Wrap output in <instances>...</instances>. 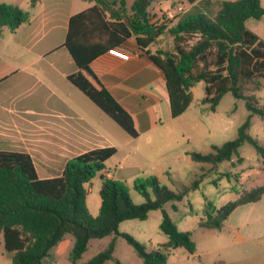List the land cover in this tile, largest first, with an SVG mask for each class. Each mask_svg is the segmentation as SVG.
<instances>
[{
  "label": "trees",
  "instance_id": "1",
  "mask_svg": "<svg viewBox=\"0 0 264 264\" xmlns=\"http://www.w3.org/2000/svg\"><path fill=\"white\" fill-rule=\"evenodd\" d=\"M39 1L31 0V5L34 7ZM84 1L95 2V6L70 19L64 46L78 71L68 80L129 136L138 138L133 118L109 93L90 63L107 48L120 47L134 35L144 51L166 27L150 24L148 9L154 0H134L129 9L126 0ZM184 1L194 6L169 29L172 49L145 54L163 73L173 119L190 107L191 89L200 82L205 87L202 103L208 104L213 112L228 93L244 100L250 114L239 127L236 138L212 146L206 154L191 152L192 161L208 169L202 166L200 178L178 193L162 185L155 176L136 179L133 188L144 200L140 204L134 203L125 183L100 175L101 205L96 216L90 213L87 204V184L105 169V162L117 152L115 148L81 154L66 163L59 177L51 179L38 177L29 154L0 152V234L12 264H44L53 249L57 255H63L70 247L68 235L74 239L72 263L82 258L91 240L109 236L111 240L106 248L85 264L109 261L122 264L115 257L118 238L134 249L143 264H167L175 249L194 254L196 244L192 233L180 231L164 205L172 202V210L177 211L175 202L197 190L206 175L221 163L239 156L238 151L245 143L254 147L264 163V146L249 134L253 115L264 120V104L256 96L264 88V41L246 26L250 19L264 18V7L260 0H223L220 8L213 11L209 9L210 0ZM31 17L18 6L0 3V38L4 27L15 32ZM189 37H196V42L189 45ZM263 195L264 185L244 191L238 199L218 209L208 205L206 218L199 227L221 230L236 208L257 202ZM156 210L162 212L160 229L167 236L166 243L148 250L130 234L120 232L121 223L145 221Z\"/></svg>",
  "mask_w": 264,
  "mask_h": 264
},
{
  "label": "crops",
  "instance_id": "2",
  "mask_svg": "<svg viewBox=\"0 0 264 264\" xmlns=\"http://www.w3.org/2000/svg\"><path fill=\"white\" fill-rule=\"evenodd\" d=\"M126 1L129 9L134 0ZM171 1H153L149 7L151 25L160 26L165 14L173 20L165 24L163 34L154 38L144 51L137 45L134 35L120 47H115L130 52L129 60L109 54L111 49L107 48L90 63L109 93L133 118L138 138L129 136L68 80L78 71L64 46L70 19L95 6V2L40 0L34 7L31 0L6 2L28 11L32 17L15 32L4 27L0 38V152L29 154L40 179L59 177L69 160L103 148L117 150L105 162L101 172L110 179L127 180L125 184L130 186L129 182L138 178L155 176L163 180L174 177L177 163L186 157L192 161L191 139L183 128V117L192 103L182 116L171 117L163 73L145 54L168 51L173 44L168 31L177 24L178 17L173 16L177 12ZM213 1H209L208 8L216 11ZM193 6L189 5V10ZM114 159H118L115 164ZM89 196L90 213L96 216L101 199L91 207ZM199 229L204 234L200 244L194 240L196 252L189 254L184 249H175L167 264H232L242 259L243 252L246 254L247 251H243L244 245L259 246L258 240L264 238V195L257 202L236 208L221 230ZM222 235L227 238L216 243L212 241ZM167 240L151 244L150 250ZM3 249L4 238L0 234L1 254ZM62 256L53 249L44 264L47 259H50L49 264H64L59 260ZM81 259L66 263L85 264L88 261L79 262ZM0 264H12L11 258L5 261L0 257Z\"/></svg>",
  "mask_w": 264,
  "mask_h": 264
},
{
  "label": "rangeland",
  "instance_id": "3",
  "mask_svg": "<svg viewBox=\"0 0 264 264\" xmlns=\"http://www.w3.org/2000/svg\"><path fill=\"white\" fill-rule=\"evenodd\" d=\"M8 1L10 0H0V3H6ZM129 1L131 2L133 0ZM222 1L223 0L213 1L214 10L220 8ZM260 1L261 5L264 7V0ZM171 4L173 10L177 12L173 13V16L174 18L178 17V21L189 10V5L184 0H172ZM179 8H181V10H179ZM162 18L163 23L161 25L165 27H167L165 25L166 23L173 20V18L169 17V14H165ZM175 25L176 23L173 26ZM246 26L264 41V18L260 20L250 19L247 21ZM196 40V37H189L188 44L192 45ZM172 47L173 44L167 49L170 50ZM262 82L264 84V78ZM193 94L194 97L190 110L187 112V115L183 117V128L192 143L191 150L206 154L211 151L212 146H221L227 141L235 139L239 127L246 121L250 114L246 108L245 101L237 99L231 93H228L222 98L216 111L213 112L210 110L208 104L201 102L205 96L203 82L195 86ZM256 96L260 99V102L264 104V88L262 91L258 92ZM249 134L264 146V120L258 115H253L251 119ZM183 142L186 144V138ZM238 152L239 156L233 157L231 162H223L215 171L208 173L201 181L197 190L190 191L181 201H176L175 204L178 206L177 211L172 210V202L164 205V209L170 214L179 230L192 232L194 235L193 240L199 244L203 238L204 231L199 229L198 222L206 218L208 205L218 209L226 203L238 199L240 194L244 191H249L264 185V163L254 147L245 143ZM238 158H241V160H238ZM117 160L118 159H114L113 164H115ZM202 166L208 169V166L196 164L190 161V158L186 157L181 163H177L174 177H165L163 180L159 181L173 192L178 193L184 186H189L194 180L200 178ZM100 175L101 172L87 184L90 195L88 202L91 207L100 202ZM116 179L118 178L116 177ZM117 181L126 183L127 180ZM129 183L130 186L126 185L130 189L132 200L136 204L142 203L144 201L142 196L133 188L134 182L131 181ZM161 220V210L151 211L147 220L125 221L120 224L119 230L130 234L137 241L145 244L150 250L151 244L167 239L166 235H164L160 229ZM67 238L70 241V248L59 259L65 262L64 264H67L66 262L71 260L70 256L74 242L71 235H68ZM223 238L226 239L227 237L222 235L221 238H213L212 241L216 243ZM110 240V236L103 239L91 240L87 251L79 262L90 260L97 253L102 251ZM258 244L259 246L256 247L251 244L244 245L243 251L246 249V254L243 252L242 256L244 257L235 260L232 264H259L261 261L264 264V238L259 239ZM0 257L5 261H9L11 254L5 252L3 249L2 254L0 253ZM115 257L122 264H136L141 262L134 249L122 238L118 239ZM233 259L236 258L234 257ZM49 262L50 259H47L46 264H49ZM108 264L115 263L109 262Z\"/></svg>",
  "mask_w": 264,
  "mask_h": 264
},
{
  "label": "built area",
  "instance_id": "4",
  "mask_svg": "<svg viewBox=\"0 0 264 264\" xmlns=\"http://www.w3.org/2000/svg\"><path fill=\"white\" fill-rule=\"evenodd\" d=\"M109 54L122 59V60H129L131 58V53L123 50V49H119V48H113L111 50H109Z\"/></svg>",
  "mask_w": 264,
  "mask_h": 264
}]
</instances>
